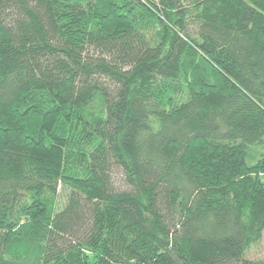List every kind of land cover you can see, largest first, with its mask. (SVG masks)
I'll return each instance as SVG.
<instances>
[{
  "label": "trees",
  "instance_id": "obj_1",
  "mask_svg": "<svg viewBox=\"0 0 264 264\" xmlns=\"http://www.w3.org/2000/svg\"><path fill=\"white\" fill-rule=\"evenodd\" d=\"M263 233L264 0H0V264H264Z\"/></svg>",
  "mask_w": 264,
  "mask_h": 264
},
{
  "label": "rangeland",
  "instance_id": "obj_2",
  "mask_svg": "<svg viewBox=\"0 0 264 264\" xmlns=\"http://www.w3.org/2000/svg\"><path fill=\"white\" fill-rule=\"evenodd\" d=\"M60 200L62 204H64L67 200L66 193L62 192L60 195ZM249 260H258L262 259L264 260V233L262 236V240L259 244L255 245L249 251L247 252V258Z\"/></svg>",
  "mask_w": 264,
  "mask_h": 264
}]
</instances>
